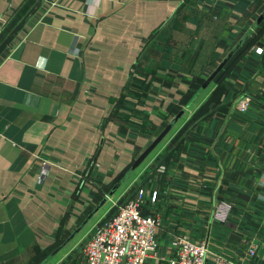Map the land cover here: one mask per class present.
<instances>
[{
  "label": "crops",
  "instance_id": "crops-1",
  "mask_svg": "<svg viewBox=\"0 0 264 264\" xmlns=\"http://www.w3.org/2000/svg\"><path fill=\"white\" fill-rule=\"evenodd\" d=\"M34 7L0 54V264H86L128 178L159 218L146 264L177 234L264 264V0H0V43Z\"/></svg>",
  "mask_w": 264,
  "mask_h": 264
},
{
  "label": "built area",
  "instance_id": "built-area-1",
  "mask_svg": "<svg viewBox=\"0 0 264 264\" xmlns=\"http://www.w3.org/2000/svg\"><path fill=\"white\" fill-rule=\"evenodd\" d=\"M257 50L262 52L263 49L258 47ZM249 102L248 96L240 98L238 101L240 110H245ZM146 194V189L138 186L83 240L80 251L85 256L86 264H146L150 257L158 256L156 228L159 218L156 214L143 211ZM156 198L157 190H154L151 199ZM231 210L230 202L221 201L214 210V218L227 220ZM176 239L178 248L176 256L172 258V264H244L220 252H217L210 261L208 239L194 240L184 234H177ZM248 252L255 255L256 247L251 246Z\"/></svg>",
  "mask_w": 264,
  "mask_h": 264
},
{
  "label": "water",
  "instance_id": "water-1",
  "mask_svg": "<svg viewBox=\"0 0 264 264\" xmlns=\"http://www.w3.org/2000/svg\"><path fill=\"white\" fill-rule=\"evenodd\" d=\"M39 3V2H38ZM35 10V7L28 12L24 18L18 22L15 27L11 30V32L4 38V40L0 43V54L2 51L7 47V45L11 42L14 35L18 33V31L23 27L27 17L31 12ZM264 17V12L259 16V20H262ZM232 53H230L227 57H225L217 66L216 68L210 73V75L204 80L203 86H207L212 79L216 76V74L224 67L228 59L231 57ZM183 114V111L178 112L174 118L161 130V132L154 138V140L141 152V154L134 160L128 173L138 167L144 159L150 154V152L160 143V141L167 135V133L171 130L175 122L179 119V117ZM121 184L118 182L117 185L114 186L111 193Z\"/></svg>",
  "mask_w": 264,
  "mask_h": 264
},
{
  "label": "rangeland",
  "instance_id": "rangeland-1",
  "mask_svg": "<svg viewBox=\"0 0 264 264\" xmlns=\"http://www.w3.org/2000/svg\"><path fill=\"white\" fill-rule=\"evenodd\" d=\"M139 168H140V167H139ZM139 168L136 169V171H134V172H137V171L139 170ZM133 174H135V173H133ZM127 180H128V181H127ZM127 180L123 183V185H122L121 188L118 190V192H117L115 195H113L112 197H110L109 202L105 205L106 207H104V209L107 208L108 212L106 213V215L104 216V218L107 217L108 215L112 214V213L117 209L118 205H119L120 203H122L123 201H125L126 198H127L132 192H134V190L138 187V186L136 185V183H134V184H132L131 186H129V185H128V183H129V178H128ZM99 222H100V221H99ZM99 222H98V223H99ZM87 237H88V236H85V237L83 238V240H85Z\"/></svg>",
  "mask_w": 264,
  "mask_h": 264
}]
</instances>
